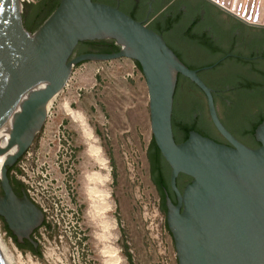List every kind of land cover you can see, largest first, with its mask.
<instances>
[{
    "label": "water",
    "instance_id": "water-1",
    "mask_svg": "<svg viewBox=\"0 0 264 264\" xmlns=\"http://www.w3.org/2000/svg\"><path fill=\"white\" fill-rule=\"evenodd\" d=\"M43 1L0 0V217L17 243L37 245L32 235L43 228L44 214L27 194H15L9 169L40 135L76 66L128 58L140 65L145 77L151 143L154 140L171 168L165 173L177 203L167 195L164 210V192L158 190L178 264H264V121L254 132L259 147L240 143L219 120L212 90L197 71L185 66L159 34L118 7L94 0H61L45 23L30 32L25 25L33 21ZM111 40L120 50L98 53L99 42ZM179 75L206 95L211 120L230 146L196 131L176 142L172 116L178 81V119L191 124L192 117L203 112L206 131L222 138L208 125L203 96ZM219 112L225 116L222 106ZM240 137L253 142L252 137ZM179 175L191 179L182 192L177 187ZM0 264H5L1 248Z\"/></svg>",
    "mask_w": 264,
    "mask_h": 264
},
{
    "label": "rangeland",
    "instance_id": "rangeland-1",
    "mask_svg": "<svg viewBox=\"0 0 264 264\" xmlns=\"http://www.w3.org/2000/svg\"><path fill=\"white\" fill-rule=\"evenodd\" d=\"M227 1L240 10L258 3ZM246 14L263 20L264 5ZM151 134L148 90L136 61L121 58L76 66L40 135L9 172L13 190L23 184L24 193L44 214L43 228L32 235L37 244L33 250L15 242L0 217V241L12 264H129L127 250L135 264H178L148 160ZM91 143L101 148L107 173L88 155ZM91 173H109L107 241L99 237L103 219L90 214L86 177ZM105 247L117 253L110 257L103 253Z\"/></svg>",
    "mask_w": 264,
    "mask_h": 264
},
{
    "label": "flooded vegetation",
    "instance_id": "flooded-vegetation-1",
    "mask_svg": "<svg viewBox=\"0 0 264 264\" xmlns=\"http://www.w3.org/2000/svg\"><path fill=\"white\" fill-rule=\"evenodd\" d=\"M262 1L264 0H258V3L250 6L248 10H240V7L234 6L227 0H220L221 5L214 0L97 2L118 7L125 14L159 34L181 62L189 69L197 71L201 80L212 90L217 115L228 132L245 146L257 148L253 147V142H244L240 134L255 139L252 131L264 120V19L260 20V17L258 19L255 16L254 20L251 18L244 20L230 12V8L247 13L251 10H260L264 5ZM179 77L197 87L189 79L181 75L178 79ZM198 90L206 102L208 125L213 126L222 138H215L206 131L202 119L199 118L204 116L203 112L196 113L190 125L203 131L202 133L196 131L199 134L230 146L211 120L206 95L200 88ZM220 106L224 108V117L219 112ZM150 152L148 160L151 169ZM167 167L170 168L162 157L161 172L165 173ZM186 177L179 175L177 178V187L181 192L191 182H188ZM162 191L165 203L167 195L174 204L177 203L170 183ZM14 192L22 196L24 186H20ZM1 194L3 192L0 190ZM23 243L28 246L30 242Z\"/></svg>",
    "mask_w": 264,
    "mask_h": 264
},
{
    "label": "trees",
    "instance_id": "trees-1",
    "mask_svg": "<svg viewBox=\"0 0 264 264\" xmlns=\"http://www.w3.org/2000/svg\"><path fill=\"white\" fill-rule=\"evenodd\" d=\"M61 0H44L43 2L40 3L39 8L37 10V13L35 14L33 21L29 25H25L26 28L30 32H35L37 31L44 23L45 21L52 15V13L56 10L58 7L59 3ZM94 1H103V0H94ZM88 44H91V41L86 42ZM102 47V50H99L98 53H115L120 50V48L116 45L114 41H106V42H100L99 44ZM137 63V62H136ZM138 67L140 68V65L137 63ZM181 77H179L180 79ZM194 88L199 92L198 88L194 86ZM179 92H180V83L178 81L177 86H176V91H175V96H174V107H173V116H172V126H173V133H174V138L177 143H182L187 138L189 137L190 131H198V132H203L200 129L196 128L194 125L186 124L182 122L181 120L178 119L177 115V106L179 102ZM191 113H196L195 110H192ZM193 118V117H192ZM200 119H203L204 116H199ZM264 121V120H263ZM260 122L259 124H261ZM258 124V125H259ZM258 125L256 127H258ZM255 129L252 131L254 133ZM206 135V133H203ZM253 147H259V143L255 142V139L253 137ZM150 161H151V171L153 174V181L155 185L158 187L160 191L164 190L166 186L169 185L168 179L165 175L164 172H161L160 170V163L162 161V156L157 148L154 140L151 143V152H150ZM12 170L9 169V172ZM160 170V172H159ZM187 178V177H186ZM188 182L191 181L189 177L187 178ZM22 187L24 186L23 184L21 185ZM180 187V186H179ZM182 189V187H180ZM163 206L164 210H166L165 206V199L163 196ZM15 242L16 238H14ZM30 246L31 250L34 249V246L31 243H28ZM127 259L129 261V264H135L132 259V255L126 251Z\"/></svg>",
    "mask_w": 264,
    "mask_h": 264
},
{
    "label": "bare ground",
    "instance_id": "bare-ground-1",
    "mask_svg": "<svg viewBox=\"0 0 264 264\" xmlns=\"http://www.w3.org/2000/svg\"><path fill=\"white\" fill-rule=\"evenodd\" d=\"M230 10L231 11H237V10H234L231 8H230ZM245 15H247V14L245 13ZM253 18H254V16H253ZM66 111L72 113V111L70 110V108L68 106H66ZM72 114L74 116V119H78V121H80V123L85 125L84 119L80 115H77L75 113H72ZM86 137L89 140L94 139L93 134L91 132L90 133L86 132ZM93 141L96 143V140H93ZM87 151H88V155L91 158H93L101 166V168L107 173V170H108L107 160L102 156L101 148L99 146L91 143V144H89ZM108 174L104 175V174H100V173H91L86 177V181H87L86 192H87L88 199L91 201V209H92L91 211L90 210L89 211H90V214L92 217H94V218L98 217V218L103 219V220H101L100 224H101V227H102V230L104 233L102 232V234H100L99 237L101 240H106V241L110 238V234H109L110 232H107L108 229L110 228V225L105 220V215L107 212H109L111 210V205L109 202L110 193L105 189L106 184L108 182ZM0 182H1V177H0ZM0 248H1V251L3 254L5 264H12L11 257L9 256V254H7L6 250L3 249L1 241H0ZM115 252H116V250L114 248L105 247L103 253L108 254L109 256H110V254H112L114 256ZM114 259L116 260L115 262L118 261L117 257H115ZM107 263H109V261H107Z\"/></svg>",
    "mask_w": 264,
    "mask_h": 264
},
{
    "label": "built area",
    "instance_id": "built-area-1",
    "mask_svg": "<svg viewBox=\"0 0 264 264\" xmlns=\"http://www.w3.org/2000/svg\"><path fill=\"white\" fill-rule=\"evenodd\" d=\"M21 2H25V3H33V2H35V0H21Z\"/></svg>",
    "mask_w": 264,
    "mask_h": 264
}]
</instances>
